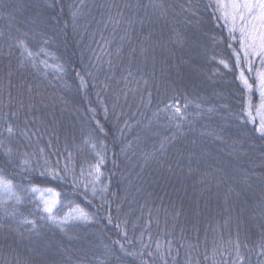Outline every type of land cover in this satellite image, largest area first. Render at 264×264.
Segmentation results:
<instances>
[{"label":"trees","instance_id":"trees-1","mask_svg":"<svg viewBox=\"0 0 264 264\" xmlns=\"http://www.w3.org/2000/svg\"><path fill=\"white\" fill-rule=\"evenodd\" d=\"M219 6L0 0V264H264L262 61Z\"/></svg>","mask_w":264,"mask_h":264},{"label":"snow or ice","instance_id":"snow-or-ice-1","mask_svg":"<svg viewBox=\"0 0 264 264\" xmlns=\"http://www.w3.org/2000/svg\"><path fill=\"white\" fill-rule=\"evenodd\" d=\"M231 7L234 11V24L236 15L239 16L242 48L252 50L253 55L264 56V0L233 2ZM258 130L264 132V125ZM3 187L10 189L11 185L7 181H3ZM45 210L50 212L51 208Z\"/></svg>","mask_w":264,"mask_h":264},{"label":"rangeland","instance_id":"rangeland-1","mask_svg":"<svg viewBox=\"0 0 264 264\" xmlns=\"http://www.w3.org/2000/svg\"><path fill=\"white\" fill-rule=\"evenodd\" d=\"M217 2L219 3V7H221L222 12L224 13L225 18L228 20V22L231 23L232 26L236 27L237 29H239L240 31V20H239V16L236 15L235 17V24L233 23V15H234V11L233 8L231 7L233 2H240L242 3L243 0H217ZM258 39V37H257ZM245 50L248 52V54H250V56L252 57H257L262 61V66H261V70L259 72V92H260V102L259 105L257 107V121H258V129L261 128L262 125H264V56L261 55H253L252 54V50L246 49ZM261 132V131H260ZM264 133V132H261ZM0 192L1 194L3 193H11V188L10 189H5L3 187V185H0ZM36 198H45L44 201L46 199L49 198H57V194L50 191V190H38L37 192H35Z\"/></svg>","mask_w":264,"mask_h":264}]
</instances>
